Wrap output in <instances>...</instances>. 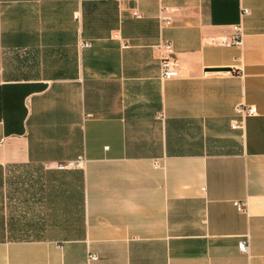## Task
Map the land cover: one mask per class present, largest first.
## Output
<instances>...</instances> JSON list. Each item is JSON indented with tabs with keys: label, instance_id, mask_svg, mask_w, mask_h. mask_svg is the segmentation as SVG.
<instances>
[{
	"label": "crops",
	"instance_id": "crops-1",
	"mask_svg": "<svg viewBox=\"0 0 264 264\" xmlns=\"http://www.w3.org/2000/svg\"><path fill=\"white\" fill-rule=\"evenodd\" d=\"M0 264H264V0H0Z\"/></svg>",
	"mask_w": 264,
	"mask_h": 264
},
{
	"label": "built area",
	"instance_id": "built-area-1",
	"mask_svg": "<svg viewBox=\"0 0 264 264\" xmlns=\"http://www.w3.org/2000/svg\"><path fill=\"white\" fill-rule=\"evenodd\" d=\"M248 10H243L242 14H247ZM134 17L139 16V14L135 11L132 14ZM164 21V22H163ZM162 21V27L168 25L170 23L169 19H165ZM241 35H240V26L236 27V34L231 40L222 39L221 43L223 45H237L241 46ZM155 52L158 53L159 65L161 69V80L167 81L169 79H176L179 77L180 68L177 63L176 58L174 57L175 53L173 51V46L170 41H163L158 43L153 47ZM235 113L239 117L238 120H234L231 124V129L234 130L236 128L242 129L244 125V121L247 117L255 115L256 107L254 105H246L245 103H240L235 107ZM162 116V113L159 114V117ZM81 160L76 162H68L67 164L60 163L56 165L57 168H74L76 165H79ZM236 210L245 211V204L241 202H237L233 204ZM239 249L243 252L247 251V245L242 242L239 244ZM96 255H89V260H95Z\"/></svg>",
	"mask_w": 264,
	"mask_h": 264
}]
</instances>
